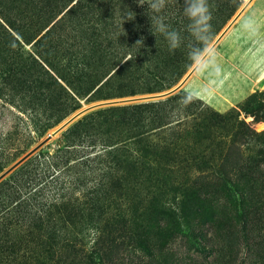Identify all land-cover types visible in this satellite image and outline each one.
I'll use <instances>...</instances> for the list:
<instances>
[{
  "label": "trees",
  "instance_id": "trees-1",
  "mask_svg": "<svg viewBox=\"0 0 264 264\" xmlns=\"http://www.w3.org/2000/svg\"><path fill=\"white\" fill-rule=\"evenodd\" d=\"M241 4L209 0L212 27ZM157 15L180 32V48L169 50L156 30ZM0 17V103L22 127L17 154L79 110L77 98H86L113 71L90 102L135 96L137 74L150 73L145 83L157 78L159 84L164 66L175 81L201 43L187 31L183 0H167L159 14L138 0H0ZM113 82V92L98 98ZM166 106L90 113L61 134L56 148L40 150L3 180L0 264H177L181 254L174 243L180 238L217 259L221 235L230 247L243 244L247 254H260L264 151L262 160L226 154L219 179L199 174L184 189L167 193L164 180L195 166L199 157L191 145L198 128L174 118ZM244 131L249 136L246 124ZM237 260L238 255L225 264Z\"/></svg>",
  "mask_w": 264,
  "mask_h": 264
},
{
  "label": "rangeland",
  "instance_id": "rangeland-1",
  "mask_svg": "<svg viewBox=\"0 0 264 264\" xmlns=\"http://www.w3.org/2000/svg\"><path fill=\"white\" fill-rule=\"evenodd\" d=\"M241 1V6L234 11L229 19L221 20L214 24L211 32L208 34L209 38L202 44H197L196 48L202 50L200 51V55L195 57V62H193V58L190 56L186 65L180 70L181 73L175 81H171L168 75V68L164 66L160 74L163 80H160L159 84H156L157 78H153L151 84L145 83L148 77L151 78L150 73L145 72L144 74H137L140 75V77L135 80V84L132 87V89L138 91V94L135 96L109 100L93 99V101L90 102L89 99L93 98L95 92L109 79V76L114 73L113 71L90 95L83 99L77 98L81 105L79 110L69 115L56 127L50 129L40 140L33 141V143L21 154L14 152V149L19 141L18 139L23 135L22 127L21 125L18 127L15 112L13 110L10 111L8 108H3L0 103V153L4 151H2V149H8H6L4 155L1 156V162L5 164V167L3 171L0 172V175L18 162L28 152L37 147L54 129L84 108L101 102L161 94L175 88L199 62L205 52L212 46L233 18L249 2V0ZM64 14L65 12L60 15L58 19ZM0 21L5 24L1 17ZM53 24H51L49 28H51ZM48 29H46L41 36L45 34ZM12 32L17 36L13 30ZM33 44L26 45L27 49L32 50ZM168 51L169 50L166 49L165 54H167ZM129 57L130 55L127 59ZM205 61H207V66L205 67L203 63L184 87L176 94L158 102L129 104L136 105L167 102V106L165 107L167 113L174 118L177 115L181 119L186 118L193 128L194 126L198 128L197 132L193 135V141L191 142L193 152H191L193 155H197L199 159L195 166H189L178 173L173 172L170 174L172 178L170 181H166L165 183L164 180L161 186L167 193L172 187L184 189L181 186H184L189 180L194 181L199 174H210V180L212 176L219 179L217 168L221 161V157L226 154H231L232 157L236 158L242 154L244 158L262 160L261 155L264 151V0H254L250 4L241 18L230 29ZM61 82L71 94H74L66 83L63 81ZM114 84L115 82H113L109 88L102 89L100 96L97 97L104 98L109 92H113L112 87ZM151 87H156L157 91L150 94L141 93ZM187 94H192L194 97L192 106L183 103V97ZM171 99H175V101ZM107 108L110 107H104L90 113ZM244 124L248 125L250 128L248 132L249 136H247L244 131ZM60 136L61 134L52 139L42 149H46L47 146H49V148H56L57 140ZM245 140L248 141V143H246ZM39 152L40 150L37 153ZM151 183L152 182H150V184ZM172 197L173 194L168 196L170 199ZM218 215L225 218L223 210H219ZM205 219L209 221L208 215L207 218L205 216ZM225 221L227 222L228 220ZM218 222L219 219L216 223ZM180 223L181 229L183 230L184 227L181 220ZM261 226H263V223L259 224V227ZM257 234H259L258 241L262 251L260 254L253 251L247 254L243 244L230 247L228 246L227 240H225V236L221 235L217 242L219 244V253L221 250L222 255L220 258V255L217 254V259L211 256L213 252H203L195 246V244H190L187 239L180 238L174 243L175 251L181 254V256H179V263L177 264H216V260L220 261L219 264H225L227 261L236 258L237 255L239 260L235 261L234 264H264V232L261 231ZM185 235L187 236L188 234L186 233Z\"/></svg>",
  "mask_w": 264,
  "mask_h": 264
},
{
  "label": "clouds",
  "instance_id": "clouds-1",
  "mask_svg": "<svg viewBox=\"0 0 264 264\" xmlns=\"http://www.w3.org/2000/svg\"><path fill=\"white\" fill-rule=\"evenodd\" d=\"M140 5L147 4L148 9L154 14L161 13L167 4V0H138ZM183 13L187 17L189 23L187 31L197 41L203 43L207 40L208 34L211 32L213 19L212 10L209 5V0H183ZM129 19H132L131 17ZM156 24V30L163 34L168 41L169 50L174 51L182 46L183 38L179 31L171 29L169 25L164 22L163 17L153 16ZM250 26V25H249ZM138 41L137 43H139ZM200 49L194 48L191 56L193 62L195 57L200 55ZM204 66H207V61H203ZM198 98V97H196ZM194 99L192 94H187L183 97L185 105L190 104Z\"/></svg>",
  "mask_w": 264,
  "mask_h": 264
},
{
  "label": "water",
  "instance_id": "water-1",
  "mask_svg": "<svg viewBox=\"0 0 264 264\" xmlns=\"http://www.w3.org/2000/svg\"><path fill=\"white\" fill-rule=\"evenodd\" d=\"M254 0H249V2L242 8V10L233 18V20L229 23V25L225 28V30L220 34V36L215 40L212 46L205 52L199 62L192 68V70L186 75V77L182 80L180 84H178L175 88L161 93V94H153L135 98L128 99H120V100H112L107 102H101L94 105H91L87 108H84L70 117L68 120L63 122L59 127L54 129L48 137L42 141L37 147L28 152L24 157H22L18 162L8 168L5 172L0 175V183L11 173H13L17 168H19L23 163H25L28 159L34 156L39 150H41L47 143H49L52 139L56 138L64 131H66L70 126H72L75 122L81 119L83 116L89 114L92 111L104 108L111 107L117 105H129L132 103H148V102H158L163 99H167L168 97L176 94L180 89L184 87V85L188 82V80L193 76V74L198 70V68L203 64L208 56L212 53V51L216 48V46L222 41V39L226 36V34L230 31V29L236 24V22L241 18L243 13L247 10L250 4Z\"/></svg>",
  "mask_w": 264,
  "mask_h": 264
}]
</instances>
